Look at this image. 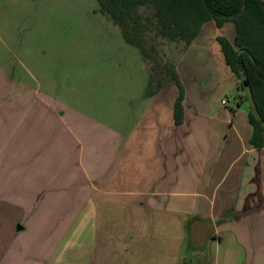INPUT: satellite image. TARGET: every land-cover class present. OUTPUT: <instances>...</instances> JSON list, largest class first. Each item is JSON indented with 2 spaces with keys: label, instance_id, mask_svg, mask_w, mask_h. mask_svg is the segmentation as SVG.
Returning <instances> with one entry per match:
<instances>
[{
  "label": "crops",
  "instance_id": "obj_1",
  "mask_svg": "<svg viewBox=\"0 0 264 264\" xmlns=\"http://www.w3.org/2000/svg\"><path fill=\"white\" fill-rule=\"evenodd\" d=\"M210 23L176 62L180 124L175 83L152 96L148 89L121 95L123 115L113 126L68 110L76 196L67 204L86 211L89 232L76 236L86 248H69L67 264H264V134L256 148L248 117L236 120L242 103L216 41L233 42V23L212 34V47H196ZM186 60L194 63L190 76L181 69Z\"/></svg>",
  "mask_w": 264,
  "mask_h": 264
},
{
  "label": "rangeland",
  "instance_id": "obj_2",
  "mask_svg": "<svg viewBox=\"0 0 264 264\" xmlns=\"http://www.w3.org/2000/svg\"><path fill=\"white\" fill-rule=\"evenodd\" d=\"M209 25L199 49L212 47L213 33L224 34ZM153 44L164 60L182 54L180 43ZM192 65L186 60L181 69L188 75ZM148 72L97 0H0V264H67L69 248H86L76 236L86 238L88 215L67 204L76 196L68 110L113 126L123 115L121 95L148 89ZM240 106L237 123L250 110L248 102ZM18 225L23 230L14 231Z\"/></svg>",
  "mask_w": 264,
  "mask_h": 264
},
{
  "label": "trees",
  "instance_id": "obj_3",
  "mask_svg": "<svg viewBox=\"0 0 264 264\" xmlns=\"http://www.w3.org/2000/svg\"><path fill=\"white\" fill-rule=\"evenodd\" d=\"M99 12L108 16L121 31L123 40L136 47L149 65L148 95L166 83H175V123L182 122L184 91L176 62L158 56L155 38L183 45L184 52L207 22L217 28L231 22L235 37L230 42L217 37L221 53L236 80L237 104L247 102L250 92L257 119L251 110V144L263 147L264 134V2L263 0H97ZM153 30V32H151ZM152 65V66H151ZM189 264V263H184Z\"/></svg>",
  "mask_w": 264,
  "mask_h": 264
},
{
  "label": "water",
  "instance_id": "obj_4",
  "mask_svg": "<svg viewBox=\"0 0 264 264\" xmlns=\"http://www.w3.org/2000/svg\"><path fill=\"white\" fill-rule=\"evenodd\" d=\"M263 2H264V0H263ZM245 95H246V97H247V102H248V105H249V108H250L251 112L253 113V115H254L257 119H259L260 117H259V115L257 114V112L255 111V108H254L253 103H252V100H251L250 92H249L247 89H245ZM17 229L20 230V229H22V227L18 225V226H17Z\"/></svg>",
  "mask_w": 264,
  "mask_h": 264
},
{
  "label": "built area",
  "instance_id": "obj_5",
  "mask_svg": "<svg viewBox=\"0 0 264 264\" xmlns=\"http://www.w3.org/2000/svg\"><path fill=\"white\" fill-rule=\"evenodd\" d=\"M224 103V102H223Z\"/></svg>",
  "mask_w": 264,
  "mask_h": 264
}]
</instances>
